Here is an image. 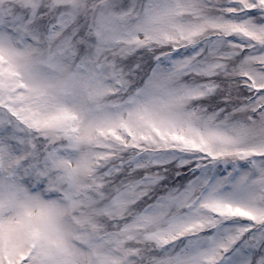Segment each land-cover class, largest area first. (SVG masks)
<instances>
[{
	"label": "snow or ice",
	"instance_id": "snow-or-ice-1",
	"mask_svg": "<svg viewBox=\"0 0 264 264\" xmlns=\"http://www.w3.org/2000/svg\"><path fill=\"white\" fill-rule=\"evenodd\" d=\"M0 264H264V0H0Z\"/></svg>",
	"mask_w": 264,
	"mask_h": 264
}]
</instances>
